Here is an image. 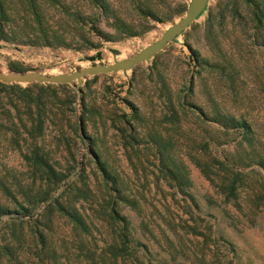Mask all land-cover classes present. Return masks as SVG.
Masks as SVG:
<instances>
[{"label": "trees", "instance_id": "1", "mask_svg": "<svg viewBox=\"0 0 264 264\" xmlns=\"http://www.w3.org/2000/svg\"><path fill=\"white\" fill-rule=\"evenodd\" d=\"M126 1L123 9L112 0H0V41L76 51L98 48L92 36L111 42L140 37L186 7L185 0ZM103 20L111 31L99 25ZM202 30L206 53L185 39L192 63L181 87L171 83L157 58L149 65L158 114L122 98L129 111H115L107 119L138 177L141 171L133 158L145 169L144 157L157 182H165L187 207L198 210L191 193L193 164L229 204L221 208L229 223L236 226L243 215L253 225L264 209V122L241 106L252 99L243 88L247 78L252 94L264 95V0H218L205 15ZM225 32L233 34L227 41ZM8 68L27 70L16 61ZM97 112L82 92L78 96L67 84L0 82V153H18L28 168L26 177L5 167L0 174V264H151L149 245L136 236L123 207L142 216L140 230L151 234L169 264H206L208 240L216 242L209 235L211 227L202 231L196 224L163 217L155 233L143 219L144 191L132 190L127 175L103 159L94 140L88 150L98 195L85 166L76 162L65 167L56 161L59 143L70 154L72 145L63 134L49 142L48 126L59 128V119L70 122L74 115L73 130L82 137L85 119ZM143 177L148 180V173ZM59 219L60 229L65 227L62 235ZM189 234L203 238L196 249L186 244Z\"/></svg>", "mask_w": 264, "mask_h": 264}, {"label": "rangeland", "instance_id": "2", "mask_svg": "<svg viewBox=\"0 0 264 264\" xmlns=\"http://www.w3.org/2000/svg\"><path fill=\"white\" fill-rule=\"evenodd\" d=\"M112 1L115 4H122L123 9L126 8V0ZM217 1L211 0L209 9ZM185 2L187 3V0ZM184 11L172 21L154 23L153 28L140 37H129L120 41L111 42L101 39L98 40L96 36H92V40L99 42L100 46L98 48L83 49L81 51L65 48L52 49L48 47L14 45L0 41V69L10 72L8 63L16 61L27 70L35 69L44 73L70 72L79 66L90 64L91 62L84 59V55L94 54L99 49L104 52L100 62H112V54L105 50L107 45L121 49L122 54L118 58L128 57L138 51L140 43L147 44L154 41L164 28L182 16ZM205 15L195 21L185 34L180 37V43L169 44L155 57L157 58L158 67L164 68L165 72L167 70L171 83L175 87H181L183 85L188 75L187 72L189 73L187 64L192 63L190 50L184 44L185 39L187 38V41L193 48L199 49L202 53H206L202 30ZM99 25L105 31H111V28L105 20L101 21ZM225 33V41H227L232 33ZM256 52L259 56V51L256 50ZM254 53V49H252V54L257 57ZM151 63L144 62L138 65L135 72L130 70L127 72L100 74L94 80L90 81L89 79H92L91 77L84 81L81 86L82 95L85 101L95 106L98 112L85 119V132L82 137L77 135L73 130L74 127L72 125H75L76 122L74 115H70V122L65 119H59V128L55 125L48 126L46 134L49 142L57 141L55 138L56 135L61 136L63 134L70 138L72 145V154H70L66 150L65 144L60 142L59 149L56 150V161L59 165L65 167L76 165V162H78V166H85L92 180L91 186L98 195V182L93 156L88 150L91 141L94 140L98 145L96 146L97 151L102 154L103 159L111 162L120 174L127 175L130 179L129 185L133 188L132 190L139 189L142 192L144 191L145 198L141 200L143 219L147 222L149 228L154 229L155 233L158 232V225L163 226V217L174 218L181 225L185 223L196 224L202 231L208 230L210 226L211 231L209 235L216 242L214 243L208 240V246L205 247V253L203 254L206 264H264V209L261 210L253 225H250L247 218L242 215L240 216L242 219H239L236 226H233L225 218L221 210L224 206L229 207V204L223 203L221 195L215 191L214 187L209 184L193 164L189 163L192 179L191 193L198 204V210L195 207H187V204L181 196L175 194L173 189L169 188L165 182H157L152 172L153 166L148 164V161L144 157L142 160H144L143 167L145 169L140 167L136 158H133L134 162L137 163L139 171H141L140 177L136 175L134 167L127 159L124 148L119 144L120 140L116 135V130L112 127L107 117L115 111H129L125 103L122 102V98L133 99L143 110L158 114L159 100L157 99V92L154 91L153 85L155 75L150 76L148 69ZM151 77H153V80H151ZM195 77H198V75ZM246 80L243 88L252 96V99L250 104L241 106L242 111H249L248 113L254 116L255 119L264 122V95L260 92L256 95L254 93L252 94L253 84L252 82L249 83L251 81L249 78ZM86 81H89V83ZM130 82L132 83L131 85H129ZM75 106L76 113L80 114L82 110L80 104ZM4 167L9 168L12 174L15 173L20 178L26 177L27 165L16 152L8 151L7 153H0V174L5 172L3 171L5 169ZM143 172L148 173V180L144 179ZM212 200L216 202L212 203ZM122 213L130 219L132 226L135 228L136 236L149 245L151 251L149 263L169 264L166 253L161 251L151 234L144 235L140 230L139 225L142 216H139L130 207H123ZM189 213H192V219ZM61 222L62 220L59 219V235L65 232V227L63 230L60 229V226H63ZM189 235L186 244L190 249H196L203 238L199 235ZM97 236L100 237L99 234Z\"/></svg>", "mask_w": 264, "mask_h": 264}, {"label": "water", "instance_id": "3", "mask_svg": "<svg viewBox=\"0 0 264 264\" xmlns=\"http://www.w3.org/2000/svg\"><path fill=\"white\" fill-rule=\"evenodd\" d=\"M211 0H187L186 9L172 24L168 25L152 42L140 43L138 51L131 56L118 58L121 49L107 45L105 50L112 54V62L102 63L104 52L97 50L94 54H85L84 59L90 64L79 66L70 72L44 73L38 70L3 71L0 69V82L5 84L28 85L38 84H67L76 90L80 96L84 81L88 78L118 72L133 70L144 62L151 63L155 57L171 43H180V37L199 18L205 15L210 7Z\"/></svg>", "mask_w": 264, "mask_h": 264}, {"label": "bare ground", "instance_id": "4", "mask_svg": "<svg viewBox=\"0 0 264 264\" xmlns=\"http://www.w3.org/2000/svg\"><path fill=\"white\" fill-rule=\"evenodd\" d=\"M122 54V53H121ZM86 64V63H85Z\"/></svg>", "mask_w": 264, "mask_h": 264}]
</instances>
